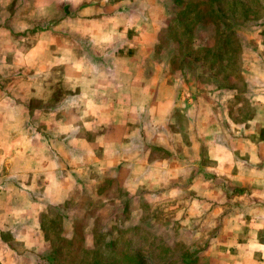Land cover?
I'll use <instances>...</instances> for the list:
<instances>
[{
  "label": "crops",
  "instance_id": "crops-1",
  "mask_svg": "<svg viewBox=\"0 0 264 264\" xmlns=\"http://www.w3.org/2000/svg\"><path fill=\"white\" fill-rule=\"evenodd\" d=\"M188 1L0 0V264H54L49 207L69 238L151 198L202 264H264V10L224 81L180 62Z\"/></svg>",
  "mask_w": 264,
  "mask_h": 264
},
{
  "label": "trees",
  "instance_id": "trees-1",
  "mask_svg": "<svg viewBox=\"0 0 264 264\" xmlns=\"http://www.w3.org/2000/svg\"><path fill=\"white\" fill-rule=\"evenodd\" d=\"M263 10L261 0H189L185 2L184 8L168 24L169 31L172 27H177L187 35V38H176L181 62H186V54L189 51L191 61L201 63V70L213 73L216 78L228 72L224 81L228 80L230 73L236 77L240 55V38L236 31L250 21L261 17ZM205 24L209 26L206 41H201L200 46H194L192 33L203 28ZM224 81L218 79L220 83ZM61 217L58 208L49 207L43 215V222L47 229H52L54 232L56 240L52 241L53 252L59 260L60 250L63 249L67 264L201 263V259L194 251L189 250L187 245L182 247L184 253L181 252L179 256L173 257L174 245L161 244L157 235H153L140 226L128 225L120 228L107 225L106 230L88 232L86 218H84L75 220L71 226L70 237L64 238L60 236L62 231L60 227L63 222ZM89 237L88 248L85 244ZM122 245H126L127 251L122 249ZM127 245H130L129 248ZM143 245L147 248L153 247V250L160 246L168 256L160 263L151 259V261L146 260L142 253ZM58 263L60 264V260Z\"/></svg>",
  "mask_w": 264,
  "mask_h": 264
},
{
  "label": "rangeland",
  "instance_id": "rangeland-1",
  "mask_svg": "<svg viewBox=\"0 0 264 264\" xmlns=\"http://www.w3.org/2000/svg\"><path fill=\"white\" fill-rule=\"evenodd\" d=\"M167 37H169L171 39V36H167ZM164 41H166L165 38H164ZM103 188L105 190H109L110 192H113V190H112L113 186L111 183L107 184ZM137 201H138V206H139V201H141V200L138 199ZM162 208H163V205H161V203H159V201H156L154 198L142 201V203L139 206V209L142 210L141 215L139 214L138 207H136L134 210V211H136V213L135 214L133 213L130 216L127 213H129V209H131V207H129L127 205L122 206V207H118L117 210L115 208H113L116 210V212L111 213L110 216H108L107 218L103 217V216L97 217L95 219L94 223L89 221L88 218H86V224H87L86 231L88 230V232H90V231L91 232L92 231L93 232L94 231L100 232L102 230H106L107 225L116 226V227H120V228L127 227L128 225L140 226L144 230H147L150 233H152L153 235H157L159 242L161 244H165V245H169V246L174 245L175 250H174V256L173 257H176L177 255L179 256L181 252L184 253L182 250V247L186 246V244L183 242L182 239L185 238L186 233L185 232L184 233H182V232L178 233V230H175V229L173 230L172 227H170L169 230L164 231V233H162V234L157 233V229H156L157 220L161 219V221L166 223L168 221L171 222L170 219L172 218V215H171L172 210H171L170 206L164 207L165 209H163V210H162ZM118 209H120V210H118ZM129 217L133 218L132 221L129 220ZM204 231L205 230H202V229L199 230V234L201 235L202 232H204ZM64 234H66L68 236L69 231L65 232ZM42 235L45 237V240L50 242V244H52V241L56 240L54 237V232H52V229L45 228V230L42 231ZM177 235L178 236L181 235L179 237V240H177L175 238V236H177ZM173 237L175 239L172 240L171 243L167 242V241L171 240ZM161 244H159V245H161ZM85 246L89 248L90 237L87 238ZM127 246L129 248L130 245H127ZM195 246L198 249L197 252L202 247L199 244H196ZM122 247H123L122 249L124 251H127L126 245H122ZM187 247L189 248V250H192L191 246L187 245ZM142 248H143L142 253L145 255L146 260L151 259L152 261L154 260V262L160 263L161 261L166 259L168 256L166 253H164V250H162L160 246H158L159 249L157 248L156 250H153L152 249L153 247L147 248L146 245H143ZM51 253H52V257H53L52 261L54 264H59L58 263L59 260H60V264H67L68 263V261H66V258L64 257L63 249L60 250L59 256L61 259L59 258V260L57 259V255L53 252V247H52ZM196 255H197V253H196ZM202 263H203V261L201 260L200 264H202Z\"/></svg>",
  "mask_w": 264,
  "mask_h": 264
}]
</instances>
